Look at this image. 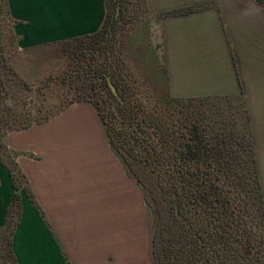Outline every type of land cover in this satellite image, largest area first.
I'll return each mask as SVG.
<instances>
[{
  "label": "crops",
  "instance_id": "obj_1",
  "mask_svg": "<svg viewBox=\"0 0 264 264\" xmlns=\"http://www.w3.org/2000/svg\"><path fill=\"white\" fill-rule=\"evenodd\" d=\"M2 1L20 48L93 33L107 14V0ZM146 7L149 17L125 47L136 48V60L174 97L245 103L264 190V0H146ZM6 142L32 193L21 190L15 264L156 263L144 192L111 147L95 104L75 101L9 132ZM14 193L0 161V227Z\"/></svg>",
  "mask_w": 264,
  "mask_h": 264
},
{
  "label": "trees",
  "instance_id": "obj_2",
  "mask_svg": "<svg viewBox=\"0 0 264 264\" xmlns=\"http://www.w3.org/2000/svg\"><path fill=\"white\" fill-rule=\"evenodd\" d=\"M130 5L131 0H107L101 27L72 38L80 39L84 46L81 80L86 87L76 100L95 104L111 147L151 200L156 264H264V190L251 129L236 134L230 128L236 127L237 116L232 125L229 113H225L226 120L216 121L208 108L203 110L212 99L170 95L171 103L137 82L124 67ZM95 76L102 81L101 91L94 83ZM108 76L123 101L111 90ZM197 101L202 103L201 119L195 113ZM184 102L186 112L177 109ZM4 127L6 131L17 129L9 120ZM12 153L10 164L0 154L15 191L7 223L0 232L11 264H15L14 227L7 233L8 220L13 212L17 211L18 217L21 214V190L32 193L16 162L17 152Z\"/></svg>",
  "mask_w": 264,
  "mask_h": 264
},
{
  "label": "rangeland",
  "instance_id": "obj_3",
  "mask_svg": "<svg viewBox=\"0 0 264 264\" xmlns=\"http://www.w3.org/2000/svg\"><path fill=\"white\" fill-rule=\"evenodd\" d=\"M1 4L0 154L3 155L4 161L10 164L14 155L7 146L6 136L13 130L6 131L4 123L9 120L16 126L17 129L14 130L26 129L32 125L46 122L51 115L78 101L76 100L78 94L82 93L86 87V83L81 80V76L84 74V62L81 56L84 46L80 39H67L20 48L8 8L4 5L3 1ZM130 10L124 39V52L126 53L124 67L144 88L153 92L159 99L172 103L169 98L171 94L168 87L162 85V80L158 79L159 77H156L154 71L150 69L152 66L141 64L136 60V58H139V55L136 54V48L131 49L129 52V49L125 47V43L127 44L128 40H131L129 37L134 32L135 26L140 22H145L149 17L146 0H131ZM94 80L97 90L101 91L102 81L96 76ZM145 81L150 85H145ZM225 99L222 97L219 101L217 98H212V100L206 101L208 103L203 105V110L205 111L206 109L207 111L208 108V114L211 117H217L214 118L216 121H219L218 118L226 120L225 116L229 113L232 117L228 123L231 121L232 125L235 124L234 117L237 116L236 127L230 129L234 130L238 135L248 132L250 130V122L245 103L227 101ZM171 103L170 106H175ZM185 103L187 102L180 103L177 109L186 112L187 107ZM201 104L197 101L195 108V113H198L197 118L200 119L202 117ZM117 156L121 158L118 153ZM130 175L133 179L136 178L131 172ZM140 185V190L145 195L147 222L151 225L154 236L155 224L151 213V200L145 194V188L142 187L141 183ZM17 218V211L10 214L7 233H10L13 227H15ZM11 261L7 242L2 238V232H0V264H11Z\"/></svg>",
  "mask_w": 264,
  "mask_h": 264
},
{
  "label": "water",
  "instance_id": "obj_4",
  "mask_svg": "<svg viewBox=\"0 0 264 264\" xmlns=\"http://www.w3.org/2000/svg\"><path fill=\"white\" fill-rule=\"evenodd\" d=\"M107 80H108V84H109L111 90L113 91V93H114V94H115V95H116L121 101H123L122 98H121V96H120V93H119L117 87L115 86V84H114V82L112 81V79H111L110 76L107 77Z\"/></svg>",
  "mask_w": 264,
  "mask_h": 264
}]
</instances>
